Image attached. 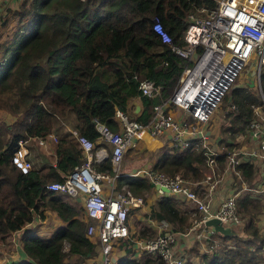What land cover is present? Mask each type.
Here are the masks:
<instances>
[{"label": "trees", "instance_id": "16d2710c", "mask_svg": "<svg viewBox=\"0 0 264 264\" xmlns=\"http://www.w3.org/2000/svg\"><path fill=\"white\" fill-rule=\"evenodd\" d=\"M214 5V0H21L19 10L12 14L18 17L15 26L7 37H0V110L13 119L7 122L0 116V240L33 217L44 218L46 209L55 210L64 224L48 238L33 232L25 234L22 246L31 260L18 264H74L96 254L98 243L86 236L89 219L81 216V208L69 201V194L46 188L52 181H62L85 160L70 130L92 140L96 149L107 143L99 140L95 120L119 130L115 117L119 109L147 123L153 105L171 95L187 64L153 30V18H158L175 44L184 45L188 14ZM135 75L152 79L160 86L161 95H140ZM239 77L223 97L235 107L224 114L219 124L216 147L223 151L217 161L236 146V136L249 135L254 107L264 103V69L259 74V92L241 83ZM137 96L141 110L133 113L128 101ZM49 133L55 135L47 144L54 161L43 152L39 165L26 173L11 163L19 139ZM111 149L109 145L107 158L92 162L96 170L114 173ZM238 168L248 182L257 176L258 167L251 162H243ZM207 169L203 149L167 145L157 155L152 170L168 176L180 173L186 179L201 177L194 180L198 182ZM119 173L117 189L125 185L145 201L153 188L147 176ZM155 192L158 197L148 218L167 220L176 232L189 230L193 218L187 201L174 193ZM260 200L248 192L238 195L237 212L244 236H221L227 244L219 251L202 253L197 263L188 259L183 264H261ZM135 208L129 210L128 225L138 223ZM139 228L141 236L153 234L147 226ZM119 242V247L123 245L127 251L114 257L116 264H161L154 255L128 257L131 240Z\"/></svg>", "mask_w": 264, "mask_h": 264}, {"label": "built area", "instance_id": "2783aa9c", "mask_svg": "<svg viewBox=\"0 0 264 264\" xmlns=\"http://www.w3.org/2000/svg\"><path fill=\"white\" fill-rule=\"evenodd\" d=\"M9 3L11 0H0ZM211 8L202 7L187 16L188 25L184 30V45H177L164 30L158 18H153V30L170 48L187 60V64L172 90L171 95L153 105L151 119L143 124L130 118L117 109L115 117L119 130L109 129L95 120L100 138L108 142L112 149L110 159L113 174L96 170L93 167L94 142L76 130H70L77 139L85 160L68 172L62 181H52L46 185L48 190L79 196L83 201L84 213L89 219L86 236L98 243V259L93 264H116L113 256L114 244L119 239L131 240L134 246L149 255L157 256L161 264H183L185 255L178 252V234L187 236L195 234V239L207 243V250H214L223 243L222 237L216 235L215 229L207 226L205 221L217 217L222 224H241L237 212V196L248 192L260 197L262 207L259 218L264 214V182L257 180L254 185L245 182L238 166L243 162L253 163L254 158L264 160V115L250 120L248 124L250 140L254 146L230 150L223 160L226 166L222 172H229L230 183L236 192L227 193L218 205H212L211 193L222 179L216 176L217 156L221 151L216 147L217 136L206 133V124L220 106L223 97L245 68L249 61L257 70V80L264 68V0H214ZM138 81L140 95L153 97L161 95V88L147 77L134 76ZM260 90V87H259ZM176 109H173V108ZM235 105L231 104V108ZM165 136L168 144L174 148L190 147L203 149L205 163L209 171L198 181L204 184V196L197 193L190 180L176 173L168 176L148 169H140L131 174L145 173L150 182L167 186L174 193L194 205L197 216L193 218L189 230L176 233L169 221L161 219L156 222V233L152 237L132 238L127 216L129 210L139 207L144 200L135 195L126 186L106 194L102 190V181L114 184L119 165L125 153L138 146V141L158 139ZM53 133L47 136L21 138L17 141L11 154V163L21 172L31 170L29 161L31 153L28 142L34 139L38 146H44ZM98 159L102 154L107 157L105 149L96 152ZM158 193L164 191L154 188ZM258 218V220H259ZM262 234L261 250H264V225L260 226ZM219 233V232H218ZM133 240V241H132ZM225 244V243H224Z\"/></svg>", "mask_w": 264, "mask_h": 264}, {"label": "crops", "instance_id": "0c3cea01", "mask_svg": "<svg viewBox=\"0 0 264 264\" xmlns=\"http://www.w3.org/2000/svg\"><path fill=\"white\" fill-rule=\"evenodd\" d=\"M20 3H21V0H11L9 3H4L2 1H0V18L3 15H5L7 9H9L11 7H13V9L18 8L17 6L20 5ZM128 106L130 107V109L132 110L133 113L139 112L141 110L140 98L138 96L130 98L128 101ZM218 132H219V126H218V129L216 128V130H215V133L218 134ZM248 137H249V135H248ZM249 139H250V137H249ZM165 142L168 144V140L165 136L159 137L158 139H149V140H145V141L144 140L138 141V143H139L138 146L136 148H133L130 150H133L134 155L137 154V155L143 156L144 153L142 152V150H145L144 147H146L149 151V150H151L150 148H154V147L161 145V144L164 145ZM106 143L107 144H101L100 146H98L95 149V152H93V161L98 162V161H101V160H103L109 156L108 146L110 144L108 142H106ZM47 144H48V141L44 146H40V148L43 150V152L48 156V158L50 160L54 161V154L52 153L50 148L47 147ZM253 146H254V142L249 140L248 145H246V149H250ZM101 147H103L105 149V153L107 154V157H104L105 155L102 154L103 158L98 159L96 152ZM127 152H129V151H127ZM252 162H253V164H255L258 167L257 177L255 178L254 182H256L257 180H261L264 182V160L257 157V158H254ZM136 169H138V168H136ZM123 171L125 173H128V171L126 169H124ZM118 173H119V169H118ZM222 174H223L222 179L219 181L218 185L222 189H225L226 188L225 185L229 184L231 179L229 178L230 177L229 172L224 171V172H222ZM245 182H246V180H245ZM122 186H125V185H122ZM102 190L106 194H109V193L111 194V193H113V191L117 190L116 178H115L114 184L111 183V181L103 180L102 181ZM232 192H236V190L232 186H229L228 193H232ZM242 193L243 192H241L240 194H242ZM157 197H158V195L156 194L155 189L152 188L150 190L149 194H147L143 204L141 206L133 209V210H135V212H134V214L136 216L135 219L138 220V223L135 225L132 221L133 218H131L130 221H132V222H131L130 228H129L130 234H131V239L132 238L134 239V238L149 237V235L148 236L139 235V233H140L139 227L141 225L151 228V232L153 231V234L155 235L157 220H152V219L148 218V214H149L150 207L153 205V203ZM263 200H264V198L262 199V201ZM69 201L75 207L81 208V210H82L81 216L84 217V219H88L84 213L83 201L79 196H69ZM63 224H64L63 221L58 217L55 210L46 209L44 218H40L38 216L33 217L32 221L25 224L21 229L11 232L10 234H8L5 237L4 240H0V264H18V263L23 262V261L31 260V258H29V256H27V254L23 250V246H22L23 236L29 232H33L35 235L41 236L43 238H48L52 235V233L54 232L55 229H57L58 227H60ZM261 225H264V214H262L261 218H259V220H258V226L260 227ZM176 233H182V232H176ZM216 235L219 237L223 236L222 234H220L218 232H216ZM178 237H179V240H178V244L176 247L177 251L184 253L186 260H188L187 259V255H188L189 260H191L193 263H197L199 261V257L202 253H205V252L212 253L213 251H216V249L218 248L217 247L214 250L206 251L207 247H208L207 243H204V244L199 243L195 239V234H193V233L190 235H187V236H183V235L178 234ZM118 244H119V241H118L117 245ZM7 245H10V246L7 247ZM117 245L115 244L114 248H113V256L116 258H118L119 256L125 255L126 251H127L126 249H124L125 246L119 247ZM131 246H132V248L128 252V257H130V258H140L141 257L143 259L147 255L146 252H144V251L140 250L139 248H137L136 246H134V243ZM65 250H67V246H65ZM194 250H195V252H194ZM96 251H97L96 254L93 255L92 257H87V258L85 257L84 259L79 260L77 263H74V264H93V261L98 259L97 258L99 255L98 247H97ZM190 252H193L194 254L191 256V254H189ZM259 253L262 255V258H263L261 260V264H264V250L263 251L260 250ZM150 256H152V255H150Z\"/></svg>", "mask_w": 264, "mask_h": 264}, {"label": "rangeland", "instance_id": "374dc122", "mask_svg": "<svg viewBox=\"0 0 264 264\" xmlns=\"http://www.w3.org/2000/svg\"><path fill=\"white\" fill-rule=\"evenodd\" d=\"M19 6L20 5H18L17 6L18 8H15V9H13V7L7 9L5 15H3L0 18V37L2 39L7 37L9 32L15 26L16 20H17L18 17H16V16L13 17L12 14H13V12L16 9L19 10ZM8 17H9V21L6 22L5 19L8 18ZM239 76L240 77L238 78V80L241 83L251 85V86H253V88H255V91L259 92L258 91L259 83H258V80H257V70H256L255 64L254 63L252 64V61H249L247 64H245V68L241 71ZM174 109H176V108L174 107ZM231 109L232 108L229 105V103L227 102V100L226 99L224 101L222 100V102H221L220 106L218 107L216 113L212 116V118L210 119V121L206 125L207 126L206 133H208L210 136H219V132L217 134V133H215V130H216V128L218 129L219 124L224 121V114L226 112L230 111ZM254 111H255V117L256 118L259 117L260 115H264V103H263V105L255 106L254 107ZM0 116L3 117L7 122H12V120H13L11 118V116L7 115L5 113V111H2V110H0ZM239 136H236L234 138V140H233V142L236 145V146H234L232 148L234 150H238V149L240 150L242 148H246V145H248V143H249L250 139H249L248 136H246V135H239ZM28 145L30 146V149H31V153H30V155L28 157L29 161H30L32 166H38L39 163L41 162V155L44 156L43 150L38 146V144L36 143V141L34 139H31L28 142ZM167 145L168 144L165 142L164 145L161 144V145H158V146H156L154 148H150L151 150H149V151H148V149L146 147H144L145 150H142V152L144 153L143 156L137 155V154L134 155L133 154V150H128L129 152L125 153L124 157L122 158V160L120 162L119 171H123L124 169H126L129 173H133V172H136L137 170H140V169H148V168H150L152 170L154 163L157 161V155L160 152H162V150ZM239 146H242V147H239ZM222 151H223V149H221V152ZM217 165L218 166H217V170H216V176L218 178H220V177L222 178V175H223L222 174V171H223L222 169L224 168V166H226V162L224 164V161H217ZM136 168H138V169H136ZM207 171H209V169H207L205 171V173ZM157 173H160V172H157ZM205 173H204V175H205ZM139 174L140 175H144L145 173L141 171ZM191 177H193V178H190L188 180H191L192 182H196L194 180H197V179L201 178V177H198V176H196V177L191 176ZM255 178L252 180V182H248L246 179L245 180H246V182L249 185H254L255 184V182H254ZM191 186L197 193H201V195L204 196V190H205L204 189V187H205L204 184L200 185V183H191ZM225 187H226L225 189H222L218 185L212 191L211 197H212V205L213 206L218 205V203L221 201V199L228 193L229 184H226ZM214 193L215 194L217 193V194L215 195ZM261 205H262V202H261ZM186 207L189 208V212H190V215L192 216V218L197 216L196 213H198V212L195 210L194 205L192 203L187 201ZM239 216H241V215H239ZM240 225H241V229H242L243 228V226H242L243 224L241 223ZM129 228H130V226H129ZM243 234H244V231L241 233V236H244ZM152 236H154V234H152L149 237H152ZM221 242L223 244L225 243L223 240H221ZM230 243L232 244L231 241H230ZM119 244H120V242H119ZM119 244L118 245L116 244V245L119 246ZM225 244H227V243H225ZM9 246L10 245H7V247H9ZM221 246H222V244L220 245L219 248L216 249V251H219ZM194 252H195V250H194ZM189 254H191V256H192L194 253L190 252ZM187 259H189L188 255H187Z\"/></svg>", "mask_w": 264, "mask_h": 264}, {"label": "water", "instance_id": "95a60500", "mask_svg": "<svg viewBox=\"0 0 264 264\" xmlns=\"http://www.w3.org/2000/svg\"><path fill=\"white\" fill-rule=\"evenodd\" d=\"M150 185L154 188H161L164 192H167V193L170 192V189L167 186H164L158 183H153V182H151ZM205 224L207 226L213 227L215 231L219 232L225 237L240 236L241 233L243 232L240 224L230 223L228 225H224L222 224L221 220L217 217L208 218L205 221Z\"/></svg>", "mask_w": 264, "mask_h": 264}, {"label": "clouds", "instance_id": "9594fccd", "mask_svg": "<svg viewBox=\"0 0 264 264\" xmlns=\"http://www.w3.org/2000/svg\"><path fill=\"white\" fill-rule=\"evenodd\" d=\"M131 174V173H130ZM151 183V182H150ZM154 188V187H153Z\"/></svg>", "mask_w": 264, "mask_h": 264}]
</instances>
